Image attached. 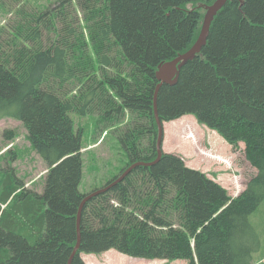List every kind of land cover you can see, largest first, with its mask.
Wrapping results in <instances>:
<instances>
[{"label": "trees", "instance_id": "1", "mask_svg": "<svg viewBox=\"0 0 264 264\" xmlns=\"http://www.w3.org/2000/svg\"><path fill=\"white\" fill-rule=\"evenodd\" d=\"M195 1L58 0L37 9L38 0H26L0 27V119L20 121L48 166L40 192L11 175L0 183V264H68L79 233L71 264L110 249L137 259L252 264L261 244L250 216L264 202V0H227L201 52L156 99L161 121L193 115L234 150L245 144L257 170L245 189L232 197L163 151L85 202L78 221L88 194L79 190L83 132L72 115L96 114L99 128H118L129 161L104 187L133 163L155 161L156 70L200 36L206 12L188 7Z\"/></svg>", "mask_w": 264, "mask_h": 264}, {"label": "rangeland", "instance_id": "2", "mask_svg": "<svg viewBox=\"0 0 264 264\" xmlns=\"http://www.w3.org/2000/svg\"><path fill=\"white\" fill-rule=\"evenodd\" d=\"M25 1L0 0V27L15 19L16 10ZM57 1L38 0L40 6H37V9L55 6ZM31 2L37 3V0ZM207 3V0H196L189 3L188 7L195 5L206 12ZM44 40L47 41L46 36ZM72 118L75 131L81 129L83 132V175L79 190L83 194H90L96 189L103 188L109 180L118 175L129 161V157L118 133L115 132L118 128L109 125H102L103 128H99L100 123L96 114L83 117L72 115ZM193 119L194 117L190 116L180 121L182 130L187 133L177 134L176 127L168 126L167 134H164L163 151L166 153L172 151L171 153L180 155L186 165L205 172L226 188L232 197L238 196L257 171L245 159V144L240 142L239 148L234 150L215 130L198 122L193 123ZM125 122L121 123V129L126 127ZM189 133L192 134L190 139L187 138ZM26 136L27 130L20 121L12 118L0 119V183L4 177L8 178L11 175L13 179L20 178L19 182L22 181L25 188L40 192L44 188L48 166L32 149ZM250 221L259 234L261 244L260 249L254 252L251 263L264 264V202L251 214ZM111 250L101 254L84 253L81 257L86 264H126L124 257H120L124 254L117 250L110 252ZM126 261L130 264H188L186 260L165 262L162 259L129 258Z\"/></svg>", "mask_w": 264, "mask_h": 264}, {"label": "water", "instance_id": "3", "mask_svg": "<svg viewBox=\"0 0 264 264\" xmlns=\"http://www.w3.org/2000/svg\"><path fill=\"white\" fill-rule=\"evenodd\" d=\"M226 2L227 0H216L213 4L207 5L208 9L204 17L203 27H202L200 36L198 37L195 44L188 51L179 54L176 58L159 64L156 70V77L160 81V83L156 87L155 99H154L155 116H156V120L158 123V139H157L158 157L157 159L150 163H145V162L133 163L111 184L107 185L104 188L97 189L96 191L85 196L79 208L78 221H80V218H81V211H82L83 205L85 204V202L90 200L93 196L103 193L107 191L109 188H111L112 186H114L115 184L119 183L120 181H123L124 178L137 166H140V165L151 166L159 161V159L162 156V152H163L162 144H163V137H164V124H163V121L160 120L159 115H158V110H157V100L156 99H157L158 90L163 83H169V84L175 83L178 79L179 72H180L182 65L186 61L193 59L197 53L201 52L202 47L207 42V37L210 31L212 22L216 14L218 13V11L224 6ZM79 247H80V233L78 236V242L74 248V251L69 259L68 264H71L74 254L79 250Z\"/></svg>", "mask_w": 264, "mask_h": 264}, {"label": "crops", "instance_id": "4", "mask_svg": "<svg viewBox=\"0 0 264 264\" xmlns=\"http://www.w3.org/2000/svg\"><path fill=\"white\" fill-rule=\"evenodd\" d=\"M190 116H193V115H184L183 117H181V118H178V119H176V120H173V121H171V122H165L164 123V125H165V133L167 134V128H168V126H171L172 128L173 127H176L177 128V134H180L181 132H186V131H184V130H182V128L183 127H181V125H180V121L182 120V119H185L186 120V118L187 117H190ZM194 117V116H193ZM192 122L193 123H195V122H197V120H196V118L194 117V119L192 120ZM171 124V125H170ZM196 126H197V124H196ZM205 126V125H204ZM207 127V126H206ZM187 133V132H186ZM192 137V134H188L187 135V138L188 139H190ZM183 140V139H182ZM167 152H169V153H171L172 151H167ZM180 154V153H179ZM191 161H193V159H190ZM196 169V168H195ZM110 252H117V251H115V250H111ZM106 253H108V252H106ZM115 254V253H114ZM120 255V254H119ZM120 257H124V260H125V262H126V264L128 263V264H130L129 263V261H126V259H129V258H131V259H134V260H137V258H133V257H129V256H126V255H120ZM98 258V257H97ZM166 262V261H165Z\"/></svg>", "mask_w": 264, "mask_h": 264}]
</instances>
